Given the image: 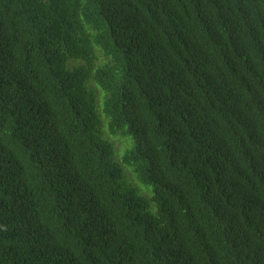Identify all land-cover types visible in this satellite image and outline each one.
I'll return each instance as SVG.
<instances>
[{"label":"trees","instance_id":"16d2710c","mask_svg":"<svg viewBox=\"0 0 264 264\" xmlns=\"http://www.w3.org/2000/svg\"><path fill=\"white\" fill-rule=\"evenodd\" d=\"M0 264H264V0H0Z\"/></svg>","mask_w":264,"mask_h":264},{"label":"rangeland","instance_id":"374dc122","mask_svg":"<svg viewBox=\"0 0 264 264\" xmlns=\"http://www.w3.org/2000/svg\"><path fill=\"white\" fill-rule=\"evenodd\" d=\"M115 143V146H116V150H117V154L120 155L122 149L124 148L125 144H123V139H120V138H114L112 139ZM133 177L132 174H130V172H128V179L129 180H133Z\"/></svg>","mask_w":264,"mask_h":264}]
</instances>
